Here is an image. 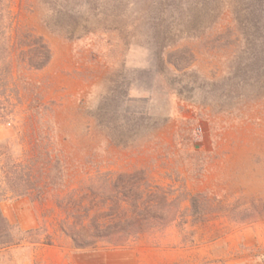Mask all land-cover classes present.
<instances>
[{
    "label": "rangeland",
    "instance_id": "obj_1",
    "mask_svg": "<svg viewBox=\"0 0 264 264\" xmlns=\"http://www.w3.org/2000/svg\"><path fill=\"white\" fill-rule=\"evenodd\" d=\"M34 2L14 0L13 10L52 59L22 72L29 93L0 119V203L11 218L0 211V264H92L96 255L101 264H264V0L51 1L79 7L63 20L73 39L49 29ZM32 101L46 107L77 184L84 168L150 170L161 185L204 195L210 214L194 223L185 202L164 231L76 250L53 203L2 197L18 177L14 161L34 141L47 144V130L34 140L21 128Z\"/></svg>",
    "mask_w": 264,
    "mask_h": 264
},
{
    "label": "trees",
    "instance_id": "obj_2",
    "mask_svg": "<svg viewBox=\"0 0 264 264\" xmlns=\"http://www.w3.org/2000/svg\"><path fill=\"white\" fill-rule=\"evenodd\" d=\"M51 1L58 0H35V5L28 8L47 12L44 23L56 33L70 39L78 36L75 31H68L63 20L74 19L79 7ZM13 6L14 0H0V119L13 116V101H22L21 89L29 93L31 85L22 72L43 71L52 59L44 39L21 24ZM23 114L21 128L29 130L34 140L40 130H47V144L42 147L34 141L26 159L14 161L18 177L4 189L3 200L28 198L40 205L53 203L65 217L58 223V231L72 240L76 250L125 247L142 235L177 221L185 202H189V207L184 217H191L194 223L203 222L210 214L204 195H192L184 186L177 189L173 184L161 185L150 170L128 173L104 171L97 166L91 176L92 172L84 168L86 177L77 184L76 169L52 140L53 121L46 107L32 101ZM106 136L116 145L125 144L115 141L110 133ZM47 239L52 240V236Z\"/></svg>",
    "mask_w": 264,
    "mask_h": 264
},
{
    "label": "crops",
    "instance_id": "obj_3",
    "mask_svg": "<svg viewBox=\"0 0 264 264\" xmlns=\"http://www.w3.org/2000/svg\"><path fill=\"white\" fill-rule=\"evenodd\" d=\"M21 200H30L28 198H24V199H21ZM0 211L2 212V214L8 218L9 220H11V218L9 217L8 215V211H9V208L6 207L5 205H3L2 203H0ZM16 220V224L20 225V221L17 219ZM175 223V222H174ZM174 223L170 224L169 226L173 225ZM169 226L165 227V228H162V229H158V230H153L147 234H144L142 235L139 239L135 240V241H139L141 240L143 237L149 235V234H154V233H157V232H161V231H164L165 229H167ZM96 251H99V250H96ZM108 256H111L112 258H115V257H119V256H115V255H108ZM89 261L92 263V264H101L103 261L102 259H100L99 257L96 256H92L90 257ZM110 264H116L114 261H112Z\"/></svg>",
    "mask_w": 264,
    "mask_h": 264
}]
</instances>
